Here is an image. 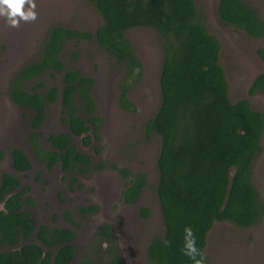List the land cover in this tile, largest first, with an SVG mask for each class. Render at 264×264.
Returning a JSON list of instances; mask_svg holds the SVG:
<instances>
[{"label":"trees","instance_id":"16d2710c","mask_svg":"<svg viewBox=\"0 0 264 264\" xmlns=\"http://www.w3.org/2000/svg\"><path fill=\"white\" fill-rule=\"evenodd\" d=\"M85 1L101 19L94 32L52 26L42 40L40 57L25 64L14 76L9 97L14 104L34 111L30 142L41 163L47 169L57 165L64 173L86 174L94 166L87 156L76 151L71 135L82 138L84 143L92 138L89 133L98 138L102 121L96 115L94 80L78 70L66 69L61 54L69 43L94 41L115 65H123L126 78L118 87L117 103L121 110L133 112L135 108L127 94L141 76V64L125 35L136 28L157 32L162 48L160 104L146 121L144 134L147 140L154 134L160 138L155 193L164 232L149 241L144 254L150 264H192L179 251L186 226H191L197 247L203 252L207 233L215 222L249 228L264 216V204L251 181L254 161L262 150L264 114L252 109L247 100L229 101L224 72L218 63L219 42L206 29L193 0ZM217 14L221 23L248 37L264 35V22L243 0H218ZM257 56L264 62V49H258ZM57 75L60 90L52 86L39 94L22 88L24 83L42 76L54 79ZM255 93H264V72L248 90V95ZM58 97L63 122L70 133L50 136V149L44 150L36 143L40 135L35 130L44 121L46 107ZM11 158L14 169L30 168L21 149L12 148ZM119 173L124 178L129 176L124 169ZM145 185V175L134 174L122 191L121 201L133 204ZM17 187L15 177L2 174L0 264H70L75 255L73 232L42 225L33 235V220L28 213L19 211L23 190L15 192ZM78 210L82 216L96 211L94 207L81 206ZM141 214L146 218L149 210L143 208ZM96 237L108 243V264H124L115 254L110 226L100 227ZM163 239L171 245L165 247ZM41 246L55 251L51 262V252H43ZM4 247L9 250L2 251ZM77 263L92 261L84 255Z\"/></svg>","mask_w":264,"mask_h":264},{"label":"rangeland","instance_id":"374dc122","mask_svg":"<svg viewBox=\"0 0 264 264\" xmlns=\"http://www.w3.org/2000/svg\"><path fill=\"white\" fill-rule=\"evenodd\" d=\"M193 1L196 11L203 15L206 29L219 42L218 63L224 72L229 101L247 100L252 109L264 114V93L248 95L253 80L264 72V64L256 54L258 49L264 48V37L254 39L221 23L217 14L218 0ZM35 2L38 19L34 23L8 28L0 18V175L15 174L20 186L30 188L38 224L72 227L76 234L77 259L89 255L93 264L109 263L108 243L96 237L98 229L108 224L114 228L115 254L123 258L124 264H150L145 258V247L153 237L164 232L155 193L160 138L154 134L147 140L144 134L146 121L160 104L162 48L159 35L145 28L128 30L125 35L141 64V76L127 94L134 105L133 112L121 110L117 103L118 87L126 78L123 65H115L94 41L72 42L65 47L61 59L66 69L78 70L94 80L93 99L96 113L102 120L101 130L97 139L89 133L92 138L88 143L79 137L72 139L76 150L88 155L94 166L92 170L79 176L65 175L58 166L44 170L31 152L33 112L11 101L10 85L25 64L40 57L42 40L52 26L93 33L101 19L85 0ZM243 2L264 21V0ZM46 77L26 82L22 88L39 94L52 86L60 90L59 75L54 79ZM77 104L80 103L77 101ZM63 117L59 98L47 106L46 120L37 129L40 136L36 143L40 148L50 149L47 144L50 136L68 134ZM12 148H20L29 158L31 169L28 172H13L9 157ZM261 149L252 167L251 181L264 204V134ZM122 169L129 172L128 178L117 172ZM136 173L145 175L146 185L136 202L125 205L121 202L122 191ZM90 205L96 207L95 214L85 220L79 219L77 207ZM143 208L149 210L146 218L141 214ZM64 211L69 212L73 225L63 218ZM203 254L208 264H264V216L249 228L215 222L207 233Z\"/></svg>","mask_w":264,"mask_h":264},{"label":"clouds","instance_id":"9594fccd","mask_svg":"<svg viewBox=\"0 0 264 264\" xmlns=\"http://www.w3.org/2000/svg\"><path fill=\"white\" fill-rule=\"evenodd\" d=\"M35 0H0V18L5 21L8 28H19L21 23H34L38 19ZM165 247L171 242L162 241ZM180 253L192 261V264H206V257L197 247L196 236L191 226L184 228L183 245Z\"/></svg>","mask_w":264,"mask_h":264},{"label":"flooded vegetation","instance_id":"af4514ba","mask_svg":"<svg viewBox=\"0 0 264 264\" xmlns=\"http://www.w3.org/2000/svg\"><path fill=\"white\" fill-rule=\"evenodd\" d=\"M262 19V18H261ZM263 21V20H262ZM264 22V21H263ZM264 37V35L262 36V37H260V38H257V39H262ZM260 49H264V48H260ZM256 54H257V51H256ZM258 57V56H257ZM259 59V58H258ZM260 61H261V59H259ZM263 64H264V62L263 61H261ZM255 94H257V93H255ZM60 97H58V99H59ZM57 99V100H58ZM32 111V110H31ZM33 112V117H34V111H32ZM46 115H47V107H46ZM45 115V116H46ZM80 116H83L82 114H79ZM96 115H97V113H96ZM98 116V115H97ZM32 117V118H33ZM46 119L44 118V121H45ZM102 121V120H101ZM43 123V122H42ZM42 125V124H41ZM40 125V126H41ZM67 125V124H66ZM39 126V127H40ZM68 127V126H67ZM31 128V127H30ZM69 130V129H68ZM38 130L36 129L35 130V132H37ZM70 132H68V134H69ZM71 137H72V139H73V136L71 135ZM74 138H76V137H74ZM80 138V137H79ZM82 139V138H81ZM82 141V140H81ZM47 144H49L48 142H47ZM72 144H73V141H72ZM20 149V148H19ZM44 150H46V149H44ZM22 152H23V154L25 155V153H24V151L23 150H21ZM77 151V150H76ZM31 152H32V155H33V158L35 159V161H37V163L38 164H40L43 168H44V170H51V169H47L46 168V166L44 165V164H42L41 163V161L39 160V156H36V154H35V152H34V150H33V148L31 149ZM78 152V151H77ZM78 153H80V152H78ZM81 154H84V153H81ZM85 156H87L88 157V155H86V154H84ZM9 157H10V166L12 167V169H13V172H15V173H20V174H23V173H26V172H28L30 169H31V163H30V160H29V158L25 155V157L27 158V160H28V162H29V164H30V168L29 169H27V170H23V171H19V170H16V169H14L13 168V166H12V158H11V150L9 151ZM40 158H42V157H40ZM57 166V165H56ZM55 167V166H54ZM53 167V168H54ZM52 168V169H53ZM62 172V171H61ZM118 173H119V171H117ZM63 174H68V175H72V176H79V174H77V173H75V172H68V173H64V172H62ZM2 174H9L10 176H13V177H15L17 180H18V187H17V189H16V191L15 192H18V191H20V190H23V194L21 195V199L19 200V202H20V205H21V208H20V212H26V213H28L29 214V216H30V218L33 220V223H34V225H33V235H35V233H36V231L38 230V228L40 227V226H42V225H44V226H47L48 228H50V229H55V228H65V229H68V230H70L71 232H73V234H74V239H73V242H71L72 243V245L74 246V249H75V255H74V257H73V259L71 260V262H70V264H78L77 263V260L79 259H77V252H76V248H75V238H76V234H75V232L72 230V227L71 226H64V227H55V226H53V225H46V224H42V223H37L36 222V219H35V217H34V213H33V210H34V207H35V202H34V200L30 197V188H28V187H25V186H20V182H19V179L16 177V175L15 174H10V173H2ZM2 174L0 175V178H1V176H2ZM28 200H30L31 202H28ZM122 202V201H121ZM136 202V201H135ZM123 203V202H122ZM124 204V203H123ZM125 205H128V204H125ZM79 207V206H78ZM78 207H77V216H78V218L79 219H81V220H85V219H87L88 217H92L94 214H95V212L94 213H86L85 214V216H82V213L78 210ZM87 207H94L93 205H90V206H84V208H87ZM95 209H96V207H94ZM0 210H2V206L0 205ZM78 211H79V213H78ZM66 217H68L69 219L68 220H66L65 218ZM63 218L65 219V221H67V222H71V218H70V214H69V212L68 211H64L63 212ZM71 224L73 225L74 223L73 222H71ZM105 225H108V224H103L102 226H105ZM101 226V227H102ZM109 226V225H108ZM110 228H111V233L114 231V228H113V226L111 225L110 226ZM99 230V229H98ZM98 232V231H97ZM32 240L34 241V237H32ZM38 244V243H37ZM13 248H10V250H12ZM41 249H42V251L43 252H51V257H50V262L53 260V257H54V254H55V251L53 250V249H50V248H45V247H42L41 246ZM7 250H9V248L8 247H4L3 249H2V251H7ZM82 258V257H81ZM80 258V259H81ZM122 258V257H121ZM122 260H123V258H122ZM123 263H124V260H123ZM92 264H93V262H92Z\"/></svg>","mask_w":264,"mask_h":264}]
</instances>
